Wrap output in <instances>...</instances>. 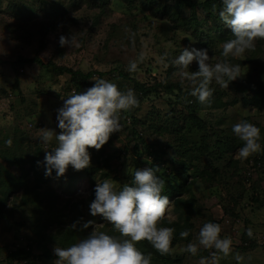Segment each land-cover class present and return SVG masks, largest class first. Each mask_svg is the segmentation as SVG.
I'll list each match as a JSON object with an SVG mask.
<instances>
[{"label": "rangeland", "instance_id": "obj_1", "mask_svg": "<svg viewBox=\"0 0 264 264\" xmlns=\"http://www.w3.org/2000/svg\"><path fill=\"white\" fill-rule=\"evenodd\" d=\"M193 1L196 5L190 7L176 0H0V264H6L8 250L27 245L31 263L11 264H53V248L63 246L65 231L72 243L78 242L92 231V226L80 227L88 220L119 236L99 215H90L89 204L97 180L112 178L119 189L131 184L136 168L148 167L144 151L137 153L143 140L165 153L158 175L166 182L171 204L160 226L164 219H181L187 221L184 230H190L181 238L183 228H174L175 242L163 255L149 242L147 247L137 242L142 252L151 254V264H214V249L198 246L196 255L183 251L188 242H197L200 227L208 221L219 223L221 236L233 241L227 257L217 252L218 264H237V253L244 258L241 264H264V151L246 163L237 156L242 142L231 131L234 123L247 119L260 128L264 147V39H257L255 49L242 57L228 58L240 64L242 77L228 88L213 82L212 103L201 105L188 94V82L171 59L184 46H194L208 48L213 63L222 61V43L232 34L219 19L221 3ZM70 33H76L79 47L59 45L60 35ZM141 52L143 62L134 73L128 72L129 60ZM16 55L38 56L43 63L93 74L77 75L81 82L77 89L74 73L58 75L37 64L18 67L10 63ZM197 68L194 61L188 70ZM94 77L111 80L122 90L132 88L139 105L121 113V131L112 133L100 150L89 148V167L76 171L69 166L63 176L55 172L46 176L44 155L56 142H40L42 129L58 133L56 115L62 97L91 87ZM242 81L253 86L235 91ZM157 83L178 84L180 91L170 94L155 88ZM187 103L202 119L200 126L187 116ZM174 156L188 164L183 171L174 167ZM174 187L181 191H170ZM190 195L194 210L186 220V211L176 209L174 202L177 196L188 200ZM46 250L51 258L44 255ZM175 258L179 260H166Z\"/></svg>", "mask_w": 264, "mask_h": 264}, {"label": "clouds", "instance_id": "obj_2", "mask_svg": "<svg viewBox=\"0 0 264 264\" xmlns=\"http://www.w3.org/2000/svg\"><path fill=\"white\" fill-rule=\"evenodd\" d=\"M221 4L219 19L232 34L231 39L222 43L225 59L213 63L214 56L209 55L208 48L194 46H184L171 59V65L179 71L181 79L188 82V94L201 105L212 103L213 82L228 88L231 82L242 77L240 64L232 63L228 58L242 57L246 51L255 49L257 39H264V0H221ZM58 43L61 47H79L76 33L60 35ZM143 60L141 52L136 59L129 60L127 71L134 73ZM194 61L198 68L189 71ZM92 81L91 87L62 97L63 105L56 115L58 133L53 129H42L40 142L48 144L53 139L56 142V146L44 155L42 163L46 176H51L53 171L57 177L63 176L69 166L76 171L89 167V148L100 150L112 133L121 131V113L139 105L132 88L122 90L117 83L105 78L94 77ZM231 131L242 142L237 150L240 159L264 151L260 142L261 130L256 124L241 119L232 125ZM148 162L151 164V159ZM158 169L155 166L136 168L131 184L125 183L119 189L112 178L96 179L94 199L89 204L90 215H99L118 231L119 236L99 230L95 220H88L80 225L81 229L92 226L86 236L67 247L54 246L56 259L53 264H151V254L137 247L141 240H147L162 255L168 253L175 229L159 224L171 202L167 195H162L166 182L157 174ZM78 223L74 222L70 228L75 230ZM189 231H181L179 236L186 238ZM221 232L219 223L205 222L199 229L197 242H188L183 251L196 255L198 246L214 249L213 262L218 264L217 252L227 257L233 251L231 237L221 236ZM252 234L248 229L247 235L251 237ZM234 258L237 264L244 259L238 253Z\"/></svg>", "mask_w": 264, "mask_h": 264}, {"label": "trees", "instance_id": "obj_3", "mask_svg": "<svg viewBox=\"0 0 264 264\" xmlns=\"http://www.w3.org/2000/svg\"><path fill=\"white\" fill-rule=\"evenodd\" d=\"M205 1H211V0H205ZM212 1H215V3H221V0H212ZM177 3L179 4H183L185 6H195L196 5V2L193 1V0H176ZM10 63L13 64V65H18V67L20 66H24V65H29V64H37L41 67H45V66H48V67H51V69L55 72V74H63V73H70L71 75L74 73V76L73 78H75V82H76V86H77V89L80 87V80L79 78H77V75H80L81 77H84V78H89L90 76H92L93 72H87L85 74L81 73L80 71H72L70 68H67V67H57L55 64L51 63V61H48V63H43V61L41 60L40 57L38 56H33V57H25V56H22V55H16L12 58V60H10ZM102 74V73H100ZM247 82V81H246ZM246 82L245 81H242V82H238L236 83V86H235V91H243L244 89H250L252 86H251V83H248L246 85ZM17 83V81H16ZM15 83V84H16ZM135 85L139 88H141L142 86L138 83V82H135ZM255 85V84H254ZM244 86L246 88H244ZM157 87H160L162 88L163 91L165 92H168L170 94H173L174 92H178L180 91V88H179V85L178 84H175V83H165V84H156L155 85V88ZM151 90V87L149 90L147 91H150ZM74 92H76V90H74ZM184 94V92H183ZM245 102H249V98H244L243 99ZM186 101H189L188 99H186ZM187 105H189V112H188V117L191 118V121L196 125V126H200L202 124V119L200 117H198L197 115H195L194 113V107L187 103ZM174 110V108L172 109L171 107V110H170V113H172ZM135 122H137V118L135 117ZM1 142V140H0ZM143 143H145L143 145V148L140 147V150L139 152H137L138 154H141L143 151H144V161L147 162V165L148 167H152V166H155V167H158L160 169V162L162 161L163 159V152H161V149H156L152 143H146L144 140H143ZM134 147H137V145H134ZM175 158L174 159V167L177 168V169H181L183 171V168H186L187 167V163H182L176 156H174ZM193 159H195V157H192ZM151 159V164H149L148 160ZM246 163L248 162V159H246L245 161ZM257 160L254 161L253 163V166H255L257 164ZM191 163H194V161H192ZM190 163V164H191ZM178 165V166H177ZM158 169V171H159ZM55 171H53L54 173ZM43 173V172H42ZM250 171H247L245 175H249ZM158 174V173H157ZM176 187H174L173 189H171L170 191L172 192H180L181 190H177V188L175 189ZM165 188H164V191L162 192V195H165ZM189 192V190H188ZM191 196V197H190ZM188 200L187 199H183V198H180V197H175V207L176 209H179V208H183V211H186L185 213V218L186 220H188V216H187V213L188 212H191V209H193V206L191 204V202L194 200V197L192 195H190ZM194 210V209H193ZM192 210V211H193ZM179 217V216H178ZM165 222H162V226H167V227H173V228H178V229H182L183 230L186 228V224H187V221L183 223V221H181V219H177L175 221H168L166 222V219H164ZM64 234H69V231H65ZM247 234V233H246ZM67 235H65L63 237L64 241L62 243V247H67L69 246L70 244H72V239H70ZM244 239L248 238L247 235H245L243 237ZM69 240V241H68ZM144 244L145 247L146 244L148 243L147 240H141ZM67 242V243H66ZM175 242V237L174 239L172 240V244ZM171 244V246H172ZM145 250V249H143ZM44 255H47L49 256L50 258L52 257L50 255V253L46 250L43 252ZM32 256L31 254V247L30 245H27V246H24V247H20V246H15L13 249H10L6 252V264H11L12 262L14 261H17V260H24L25 262H29L31 263V260H30V257ZM167 261L169 262H174V261H178L179 258H175V259H166Z\"/></svg>", "mask_w": 264, "mask_h": 264}]
</instances>
